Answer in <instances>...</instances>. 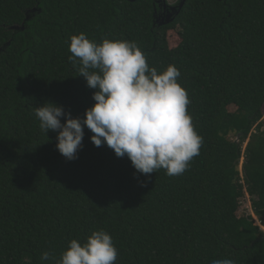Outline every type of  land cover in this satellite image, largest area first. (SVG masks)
Returning <instances> with one entry per match:
<instances>
[{"label": "trees", "instance_id": "trees-1", "mask_svg": "<svg viewBox=\"0 0 264 264\" xmlns=\"http://www.w3.org/2000/svg\"><path fill=\"white\" fill-rule=\"evenodd\" d=\"M156 9L155 0H0V264H47L44 251L58 257L101 228L115 264H264L254 218L264 227V0H188L162 26ZM81 31L136 41L151 66L179 69L202 138L182 174L138 173L95 146L87 126L68 160L58 130L40 129L33 110L47 101L73 117L95 103L68 59ZM246 194L254 215L238 214Z\"/></svg>", "mask_w": 264, "mask_h": 264}, {"label": "clouds", "instance_id": "clouds-1", "mask_svg": "<svg viewBox=\"0 0 264 264\" xmlns=\"http://www.w3.org/2000/svg\"><path fill=\"white\" fill-rule=\"evenodd\" d=\"M69 41L68 59L95 89V103L84 117L66 114L52 101L34 108L44 133L58 130V151L76 159L87 126L95 146L107 144L117 157L127 156L138 173L148 176L164 169L169 176L182 174L199 154L202 138L187 113L190 101L178 81L179 69L151 66L136 41L105 36L98 42L83 31L71 34ZM117 257L112 236L101 228L84 241L71 239L58 257L46 250L40 259L47 264H115ZM212 264L235 261L216 259Z\"/></svg>", "mask_w": 264, "mask_h": 264}, {"label": "rangeland", "instance_id": "rangeland-1", "mask_svg": "<svg viewBox=\"0 0 264 264\" xmlns=\"http://www.w3.org/2000/svg\"><path fill=\"white\" fill-rule=\"evenodd\" d=\"M167 1H168V4L170 5H177L180 2V0H167ZM169 34L171 35V38H172V44H175L178 40L175 31H170ZM263 113H264V107H263ZM262 120H263L262 129H264V116ZM244 145H246V143ZM243 162L244 160L242 159L240 161L241 167H242ZM251 204H252L251 197L246 194L244 197L241 198V207L239 208L238 214L243 215V213H245V214L254 215ZM254 218H255V223L260 225L261 228L264 230V227L261 225L260 219L256 215L254 216Z\"/></svg>", "mask_w": 264, "mask_h": 264}, {"label": "water", "instance_id": "water-1", "mask_svg": "<svg viewBox=\"0 0 264 264\" xmlns=\"http://www.w3.org/2000/svg\"><path fill=\"white\" fill-rule=\"evenodd\" d=\"M130 1H137V0H130ZM187 1L188 0H181L177 5L169 7L167 0H164L165 5H166V11L162 17L160 16L157 17V20H156L157 23H159V25L161 26L172 23L175 17L179 15V13L183 9ZM15 28H17V26H15Z\"/></svg>", "mask_w": 264, "mask_h": 264}, {"label": "flooded vegetation", "instance_id": "flooded-vegetation-1", "mask_svg": "<svg viewBox=\"0 0 264 264\" xmlns=\"http://www.w3.org/2000/svg\"><path fill=\"white\" fill-rule=\"evenodd\" d=\"M181 1V0H180ZM168 2V1H167ZM178 3V2H177ZM155 4H157V11H158V8H159V11H158V14H157V17L159 16H163L165 11H166V5H165V2L164 0H155ZM169 7L171 6H174V5H170L168 4ZM169 9V8H167Z\"/></svg>", "mask_w": 264, "mask_h": 264}]
</instances>
